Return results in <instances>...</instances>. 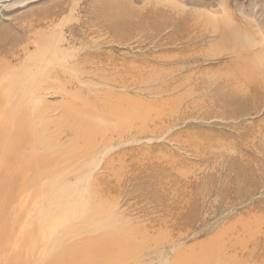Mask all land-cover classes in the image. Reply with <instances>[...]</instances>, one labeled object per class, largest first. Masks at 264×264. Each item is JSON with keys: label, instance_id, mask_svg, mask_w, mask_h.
Segmentation results:
<instances>
[{"label": "rangeland", "instance_id": "1", "mask_svg": "<svg viewBox=\"0 0 264 264\" xmlns=\"http://www.w3.org/2000/svg\"><path fill=\"white\" fill-rule=\"evenodd\" d=\"M0 72L24 78L0 92L58 158L18 203L49 249L111 223L149 230L140 264L231 240L220 263L264 264V0H0Z\"/></svg>", "mask_w": 264, "mask_h": 264}, {"label": "bare ground", "instance_id": "2", "mask_svg": "<svg viewBox=\"0 0 264 264\" xmlns=\"http://www.w3.org/2000/svg\"><path fill=\"white\" fill-rule=\"evenodd\" d=\"M234 38L235 42L238 41L237 35L234 34ZM247 42L251 43L249 41ZM48 63L46 69L53 67L52 63ZM45 65L46 64H44V66ZM7 66L8 64H5V62L2 63V68ZM63 69H65L64 66ZM129 69L139 72V69ZM42 70L44 71L43 68ZM67 71L69 72V70ZM51 73L52 72H50V74ZM50 74L44 79V83L46 84L44 90H49L52 86L56 89L54 82L51 81L52 74L51 76ZM23 80L24 78L19 74L8 77L3 72H0V84L2 82L3 86L8 88L12 93L19 92V90L25 88ZM81 83L83 84V82ZM110 84L117 86V82ZM119 86H122L124 89L127 88L123 84ZM40 93L42 92H39V96ZM4 95H6L5 92ZM4 95L3 92H0V264H140L139 259L141 256L154 252V250H152L154 245L150 243L151 240L148 236L149 230H146L145 232L142 231V233H131L133 238L124 235L121 237L120 234H122L123 230L128 229L129 227H117L115 224L112 225L111 223L108 224L105 231H99V227L97 226L94 227L95 229L92 227V231H90L89 229L91 226H89L85 229V232H80L82 229L77 227L76 229L78 230H74L75 232L71 231L68 234L61 236V239L58 241L60 243L57 247L52 246L53 248H48L50 240L47 238L42 239V234L40 235L42 226L40 225L39 228L35 227L36 219H31V221H29L27 220L29 219L27 217L25 220L21 212L22 210L18 211V203H23V201L28 202V196L26 194L29 189L36 192L41 191V179L50 174L49 167H55L58 158H54L48 154L37 155L36 148L40 141L36 140V132L30 130L32 133L31 135L29 132L30 126L29 129L27 126V123H30L27 120V115L23 112L22 114L17 113L16 111L19 109L16 105L18 104L19 107H21V104H24L22 103L24 99L21 101L18 98L19 101H16V104L13 107H10L8 105L9 97L7 98ZM108 98L109 97H107V99ZM63 116H68V113L62 115L61 119ZM54 122L55 121L52 120L50 124H53ZM82 127H86V125L84 126V122L80 119H75L74 123L71 125V128L75 130L74 132L79 131L76 133L78 138L85 137V139L92 144L95 140L88 138V136L93 132L88 130L90 127H86V130H83ZM53 140L55 141L56 138ZM110 144L111 143L104 145V148L108 147ZM101 147L102 146L97 148L96 151H93L94 149L91 150V152L89 149L86 151L89 152V155L99 153ZM60 174L61 173L59 172L57 176ZM88 181L89 180H87V182ZM20 208L22 207H19V209ZM93 231L96 232V234L93 233ZM28 232L31 234L29 235ZM226 238L227 236L223 237L221 240L226 243V240L224 241ZM229 240H231V236H229ZM32 242L36 244V247ZM32 246H34V248H32ZM170 246H172V244H170ZM211 247L212 248H208V243H206L205 247L200 252L195 250L197 247L194 246L187 251L183 248V251H185L183 252V255L181 257H176V260L172 264H222L220 263L222 258L225 260L234 258V244L232 243V240L228 245H225L221 249L212 245ZM223 263L225 264V262Z\"/></svg>", "mask_w": 264, "mask_h": 264}]
</instances>
